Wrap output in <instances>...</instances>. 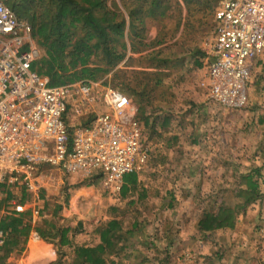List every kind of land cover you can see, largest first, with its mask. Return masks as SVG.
<instances>
[{
  "label": "rangeland",
  "instance_id": "374dc122",
  "mask_svg": "<svg viewBox=\"0 0 264 264\" xmlns=\"http://www.w3.org/2000/svg\"><path fill=\"white\" fill-rule=\"evenodd\" d=\"M113 1L120 5L119 0ZM219 1L214 3L212 17L205 23L202 21L190 44L163 52V56L173 61L162 76L163 84L152 92L151 104L129 95L135 108L134 122L144 141L154 139H151L150 125L156 114L159 113L161 119L168 118L167 112L170 111L178 116L170 128L184 136L174 143V148H170L173 157L169 164L174 169L169 168L176 173L164 172L160 178L167 194H158L154 183L148 184L152 186L147 194L150 197L135 203L139 191L120 199V185L117 190L106 188L98 176L84 178L77 175L79 178L71 182L58 170L44 167L39 177L47 186L40 192L50 203L63 205L54 219L64 227L74 224L70 228L75 230L73 235L77 240L74 237L73 246L61 248L57 243L42 241L52 247L53 252L47 251L48 256L40 251L44 249L43 245H35L39 248L30 254L29 259L24 253L15 254V259L7 264H74V246L95 243L98 238L95 229L110 219L120 221L124 233L117 245L122 250L109 254L106 264H264V170L254 174V180L260 183L259 199L237 215L238 222L235 221L233 227L203 232L198 225L206 213L216 212L220 206L238 207L242 204L244 197L239 190H244L246 184L241 176L264 166V143L258 140L263 132L253 131L250 126L247 104L240 109L224 108L208 96L206 53L215 36L214 13ZM182 9L185 10L183 6ZM23 21L28 23L26 19ZM164 22L166 20H147V38H153ZM32 40L39 52L33 37ZM196 46L202 57L190 52ZM137 57L133 56L134 59ZM195 61H200V65L197 66ZM126 64L131 67H125L124 61L117 69L143 70L145 68L141 67H156L159 63L129 60ZM163 70L159 68L157 72ZM103 81H99L102 86L109 85L127 95L130 93L121 74L114 76L112 72L106 76L107 83ZM135 100L146 108L147 128L141 118L136 121L138 105ZM84 112L85 108L72 106L67 119L69 127L84 125L89 120ZM167 129L161 140L170 143L166 139L172 133ZM93 180L96 182L90 184ZM88 187L92 193L82 195L78 203L70 207L73 191ZM66 197L67 203L64 204ZM51 211L46 217L51 216Z\"/></svg>",
  "mask_w": 264,
  "mask_h": 264
},
{
  "label": "built area",
  "instance_id": "2783aa9c",
  "mask_svg": "<svg viewBox=\"0 0 264 264\" xmlns=\"http://www.w3.org/2000/svg\"><path fill=\"white\" fill-rule=\"evenodd\" d=\"M214 31L206 53L208 96L224 108H244L254 61L264 52V0H220ZM38 57L30 24L0 0V183L23 185L38 202V178L49 167L65 176H98L117 190L146 153L130 98L99 82L50 87L30 67ZM72 106L85 108L84 125L67 124ZM32 212L39 216V207ZM3 240L0 232V246Z\"/></svg>",
  "mask_w": 264,
  "mask_h": 264
},
{
  "label": "trees",
  "instance_id": "16d2710c",
  "mask_svg": "<svg viewBox=\"0 0 264 264\" xmlns=\"http://www.w3.org/2000/svg\"><path fill=\"white\" fill-rule=\"evenodd\" d=\"M119 3L113 0H16L14 3L5 0L4 4L19 19H26L30 24L32 37L39 48V57L31 62L30 67L43 77L48 86L79 81L90 86V82L100 80L106 84V76L113 72L114 76L121 74L127 81L125 87L130 93L127 95L119 89L123 94L151 104L152 92L163 84L162 76L173 61L163 56V52L190 44L202 21L205 23L212 17L216 0H119ZM147 20L166 22L153 38H147ZM190 52L202 57L197 46ZM133 56L138 57L134 59ZM129 60H152L159 64L141 67L145 68L143 70L117 69L124 61L125 67H131L126 64ZM195 63L200 65V61ZM159 68L164 70L157 72ZM145 112V106L138 105L136 121L141 118L147 128L149 117ZM152 126L150 134L154 133ZM162 126H166V120ZM257 172L253 169L241 176L246 184L244 190H239L244 197L242 204L238 207L220 206L216 212L206 213L198 222L200 230L207 232L234 226L237 215L259 199L260 183L254 180ZM95 182L93 180L90 184ZM16 188L18 192H14ZM17 196L19 203L23 204L30 195L23 185L14 187L0 183V232L4 238L0 246V264H7L12 255L25 251L32 230L42 241L57 243L58 248L72 246L69 234H75V230L61 226L54 219L62 209L61 203L52 204L44 200L39 212L40 221L32 227L30 210L18 212L9 208L10 201ZM40 197L43 198L42 192ZM66 203L67 197L64 199ZM51 209V216L46 217ZM95 233L98 243L74 246V264H106L109 254L122 250L117 248L124 233L120 221L110 219L98 225Z\"/></svg>",
  "mask_w": 264,
  "mask_h": 264
},
{
  "label": "crops",
  "instance_id": "0c3cea01",
  "mask_svg": "<svg viewBox=\"0 0 264 264\" xmlns=\"http://www.w3.org/2000/svg\"><path fill=\"white\" fill-rule=\"evenodd\" d=\"M206 63V62H205ZM252 75H250L248 87H247V110L249 112V124L252 127L253 131H259L263 132V136L258 138L259 141L264 143V52L254 61L253 69L251 72ZM99 82V81H98ZM202 108V104L200 105V109ZM176 112H167L168 118L161 119V116H154L151 124L154 126L153 136L151 141H142L143 146L146 149V153L144 155L143 160L145 159V164H142V161L138 163L137 169L132 172V176L126 175L123 177L122 182H121V189H120V199L125 198L129 194H132L134 191H139L138 196L136 198L135 203H138L139 200L149 198L147 194H149V189H152V183H154V188L157 189V193L162 195L163 193H166V189H164L161 186L160 178L166 172L165 174L172 173L171 175H174L176 171L172 172L174 167L170 166V161L171 157H173V154L170 152V148H174V143L177 142L179 139H183L184 136L177 130L170 129L171 126H173V123L176 121L174 118L178 117ZM166 120V126H162L164 121ZM168 128V129H167ZM169 130L172 134H168L169 138L166 140L168 142H163L161 138L165 135V130ZM168 132H166L167 135ZM165 137V136H164ZM157 138V140H155ZM256 140V139H254ZM172 150V149H171ZM255 151V150H253ZM147 157V158H146ZM171 167V169L169 168ZM255 169V168H254ZM264 170V166L262 168H258L257 171ZM253 170V169H252ZM251 171V170H250ZM59 172V171H58ZM249 173V172H248ZM61 174V173H60ZM68 180L71 182L79 178L77 175H68L67 176ZM42 178L39 177V187L40 190L47 186V184L44 183V180L41 181ZM41 181V182H40ZM134 182V183H133ZM149 184V185H148ZM44 185V186H43ZM260 187V185H259ZM91 188L88 187L86 190L85 189H75L70 197L69 205L70 207L75 206L78 203V200L83 197L82 195H87L88 193L91 194L92 191L90 190ZM14 192H18V189H14ZM41 193V192H40ZM40 193L38 195L39 201L36 202L34 200V197H29L28 200L24 201L23 204L19 203V196L14 198L13 200L10 201L11 206L9 207L10 209H14L16 206H21V211H31V225L34 227L39 221V216H34L33 215V210L35 207H39V210L42 207V204L44 203L45 197L43 195V198L40 197ZM88 194V195H89ZM167 194V193H166ZM147 196V197H145ZM32 198V199H31ZM131 199H133V196H131ZM130 203L131 200H130ZM41 205V206H40ZM1 213V212H0ZM236 222L237 219H236ZM59 224V223H58ZM74 224H70L69 227H73ZM68 227V226H66ZM33 233H36L34 230L30 232L29 238L27 240L26 244V249L23 252L26 254V259H29L30 254L33 253L34 250H37L36 248L39 246L35 245H43L44 249H40L46 256L49 255L47 251L53 252L52 247L50 245H46L42 240L39 238V240H34L33 239ZM38 236V235H37ZM71 238V245L73 244V239L76 235H73L71 232L69 234ZM77 240V238L75 237ZM98 243V238L97 241L93 244H77L76 246H92L94 244ZM34 245V246H32ZM73 246V245H72ZM53 254L50 253V257ZM15 254L12 255L8 262L13 261L15 259ZM53 259V258H50Z\"/></svg>",
  "mask_w": 264,
  "mask_h": 264
}]
</instances>
